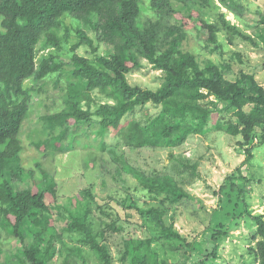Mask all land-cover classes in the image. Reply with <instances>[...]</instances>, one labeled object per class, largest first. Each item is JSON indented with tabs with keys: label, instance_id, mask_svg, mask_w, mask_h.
Returning a JSON list of instances; mask_svg holds the SVG:
<instances>
[{
	"label": "trees",
	"instance_id": "1",
	"mask_svg": "<svg viewBox=\"0 0 264 264\" xmlns=\"http://www.w3.org/2000/svg\"><path fill=\"white\" fill-rule=\"evenodd\" d=\"M194 1L0 0V226L21 244L16 252L10 253L0 240V264H91L84 246L95 253L100 264L115 262L105 240V230H95L90 201L84 202L79 193L65 203L59 202L60 182L41 163L36 165L42 172L39 176L34 168L23 165V124L30 114L34 95L42 91V83L48 77L56 74H67L69 83L62 87L64 109L42 116L44 137L33 145L43 154L62 151L63 141L67 139L82 144L77 134L71 133V126L81 123L98 129L96 145L102 151L107 147L106 137L111 130L120 133L124 144L134 149L176 147L190 135L206 134L209 130L218 113L202 103L208 96L215 95L227 107L235 109V123L221 124L214 120L218 129L242 136L239 145L244 148L246 158L236 173L227 177L229 184L225 187L230 189L222 188L230 203L234 199L235 202L224 216L208 214L210 222L215 223L210 233L214 245L211 250L200 246L198 251L216 257L220 242L246 218L256 225L251 238L255 242L251 246L254 263L264 264V216L253 214L250 209L245 190L254 176L246 175L242 169L253 166L255 149L264 147V85L255 75L244 71L230 78L229 64L208 60L201 65L195 54L183 49L189 33L182 21L186 18L200 22L197 27L207 31L208 40L215 43L214 49L220 48L216 38L220 28L205 19L204 11L210 1ZM174 2L190 10V14L180 13L183 18H176ZM220 2L239 13V0ZM194 12H199L195 18ZM220 17L225 22L224 15ZM66 18L76 22L72 29L75 42L70 41L72 32ZM229 28L243 34L236 26ZM246 38L257 44L251 36ZM106 43L113 52L102 55L99 50ZM66 47L70 52L66 56L68 61L60 54ZM81 47L90 48L94 56L80 55L77 51ZM46 49H49L47 54ZM144 61L165 72L162 85L155 90L128 81V75L140 70ZM29 79L33 80L31 86L26 85ZM57 85L60 86V79ZM93 89L107 92L113 103H101L94 111L83 108L86 91ZM148 103L162 108L146 122L128 120L124 124L129 114ZM256 137L260 139L259 145L253 144ZM183 166L196 168L189 159ZM124 169L127 173L134 170L130 165H124ZM135 174L146 194L159 199L161 204L142 208L155 219V233L145 239H125L120 249L122 264H147L145 254L153 238L170 244L183 242L184 236L165 216L168 207L194 198L175 179L143 176L138 171ZM85 193L95 199L92 190L86 189ZM126 205L138 208L136 203L126 202ZM58 221L66 222V226L57 228ZM109 226L119 229L114 223ZM64 232L80 234L83 245L69 246L67 251L68 245L61 241L63 247L58 249L55 239H61ZM57 257L62 259L61 263H55Z\"/></svg>",
	"mask_w": 264,
	"mask_h": 264
},
{
	"label": "rangeland",
	"instance_id": "2",
	"mask_svg": "<svg viewBox=\"0 0 264 264\" xmlns=\"http://www.w3.org/2000/svg\"><path fill=\"white\" fill-rule=\"evenodd\" d=\"M189 1L195 3L194 0ZM209 1L210 4L204 11L205 19L220 28L216 33L220 48L214 49L215 43H210L207 31L197 27L200 22L186 18L182 21L189 33L187 32L183 49L195 54L201 65H205L208 60L229 64L230 78L244 71L255 75L256 80L264 85V0H239L241 5L238 14L226 8L220 0ZM174 7L176 18H183L180 13L190 14V10L183 8L178 2H174ZM198 13H193L194 18ZM220 15H224L225 22ZM172 22L175 23L173 20ZM66 24L72 32L70 41L75 42L72 29L76 22L73 23L70 18H66ZM229 26H236L243 34H237L234 28ZM61 33H65V30ZM246 36L254 38L257 44ZM48 51L49 49H46L45 54ZM77 52L87 57L94 56L88 47H81ZM109 52H113V48L107 43L102 44L99 53L103 55ZM42 53L43 51L40 52ZM60 54L64 61H68L66 58L70 54L68 47ZM164 73L163 70L155 69L149 62L144 61V66L140 70L132 71L127 78L132 85L155 90L162 85ZM56 75L48 77L47 82L42 83L43 89L34 95L30 114L23 124L21 131L24 145L21 152L23 165L28 169L34 168L36 176H39L42 172L36 165L41 163L43 168L60 182L59 202L65 203L71 197H78L79 193L83 195L84 202L90 201L95 230H105V240L114 255V264H122L120 249L125 239H145L149 234L155 233V219L142 208L147 209L152 204L161 202L146 194L143 183L135 174L137 171L143 176L175 179L177 185L194 197L184 199L170 208L164 204L168 207L165 220L173 224L185 240L180 241L181 243L173 241L174 244H170L163 239L153 238L148 253L145 254L147 264H203V260H206L204 264H256L251 248L255 245L251 238L256 225L254 221L246 218L242 219L238 226H234L220 242L216 257H207L198 251L200 246L211 250L214 245L210 233L211 226L214 227L215 223L210 222L208 214L224 216L225 212L232 210L235 202L234 199L230 203L222 188L230 189L225 187L229 184L227 177L235 174L246 158L244 148L239 145L242 136H234L224 129H218L214 124L216 119L221 124L235 123L237 121L235 109L227 107V103L215 95L208 96L202 103L218 113L216 117L214 116L215 119L213 117L214 120L210 124L212 127L210 126L206 134L190 135L182 145L176 147L134 149L124 144L120 133L111 130L106 137L107 147L102 151L96 145L98 129L91 127L90 124L81 123L78 126L72 125L71 133H76L82 144L67 139L63 141L62 151H55L53 155L43 154L44 152L33 145L34 141L44 137L42 116L64 109L62 87L69 83L67 74ZM58 79L60 86L57 85ZM32 83L31 79L26 81L27 86H31ZM86 92L87 99L81 103L83 108L90 107L94 111L101 103H113L107 92L98 89ZM161 108V105L148 103L144 108H138L136 113L129 114L128 119L125 118L123 122L124 124L128 120L146 122ZM259 140L256 137L253 144L257 145ZM85 144L91 145L85 147ZM255 154L253 166L242 168L246 175L254 176L251 184L246 186L245 194L253 214L264 216V147H257ZM187 159L190 160V165L196 166L195 170L190 166H183ZM124 165H130L134 170L127 173ZM86 189L92 190L95 199L85 193ZM129 197L131 201L126 200ZM125 200L136 203L138 208L126 205ZM112 223L119 229L110 228L109 225ZM57 226V228L66 226V222L58 221ZM80 237L78 233L64 232L61 239H55L56 246L60 249L63 247L61 241H65L68 251L69 246L83 245ZM0 240L5 243V250L10 253L21 247L20 242L1 226ZM84 248L90 263L100 264L95 253L85 246ZM57 259L55 263H61L62 259L60 257Z\"/></svg>",
	"mask_w": 264,
	"mask_h": 264
}]
</instances>
